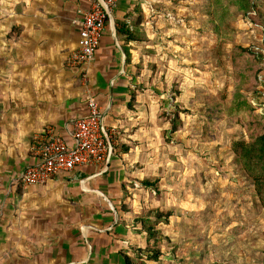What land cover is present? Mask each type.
<instances>
[{
    "label": "rangeland",
    "instance_id": "1",
    "mask_svg": "<svg viewBox=\"0 0 264 264\" xmlns=\"http://www.w3.org/2000/svg\"><path fill=\"white\" fill-rule=\"evenodd\" d=\"M138 2L133 19L143 20L124 65L133 127L115 130L113 145L131 151L113 167L118 198L102 202L128 225L122 249L135 264H264V210L231 154L263 132L254 114L264 122V71L251 91L264 68V0ZM250 157L261 172L264 161ZM157 211L172 216L156 226L161 254L151 261L135 221Z\"/></svg>",
    "mask_w": 264,
    "mask_h": 264
},
{
    "label": "crops",
    "instance_id": "2",
    "mask_svg": "<svg viewBox=\"0 0 264 264\" xmlns=\"http://www.w3.org/2000/svg\"><path fill=\"white\" fill-rule=\"evenodd\" d=\"M93 1L0 0V264H123L120 253L129 255L122 249L128 225L102 203L118 198L113 167L126 155H111L105 168L76 169L34 187L21 184L37 138L52 129L69 141L71 121L87 114L85 90L110 133L133 127L126 55L114 20L132 13L138 0L113 7L85 67V85L80 70L67 65L79 40L75 22Z\"/></svg>",
    "mask_w": 264,
    "mask_h": 264
},
{
    "label": "built area",
    "instance_id": "3",
    "mask_svg": "<svg viewBox=\"0 0 264 264\" xmlns=\"http://www.w3.org/2000/svg\"><path fill=\"white\" fill-rule=\"evenodd\" d=\"M122 0H94L88 11L81 13L77 49L67 65L80 70L82 83H87L85 67L91 63L104 35L111 11ZM86 89V86H85ZM86 91L87 114L71 121L69 141L49 129L31 146L32 163L23 171L24 188L42 185L56 176L84 167L106 166L113 151L115 133L105 127L104 114L93 95Z\"/></svg>",
    "mask_w": 264,
    "mask_h": 264
},
{
    "label": "trees",
    "instance_id": "4",
    "mask_svg": "<svg viewBox=\"0 0 264 264\" xmlns=\"http://www.w3.org/2000/svg\"><path fill=\"white\" fill-rule=\"evenodd\" d=\"M140 8L139 5L133 8L132 13L127 14L124 16L123 20H114V26H115V32H116V37L119 42H121L123 51L126 55V65L130 63V49L128 45L130 43L136 42L137 38L134 35L135 30L137 29L136 27L139 26L142 23V16L140 19V16L138 17L139 19H132L133 18V13L138 14ZM129 20V23L126 21ZM108 24V23H107ZM246 52H249L250 50L248 49H243ZM251 56L253 57L254 61H259L257 59L255 53L252 51L250 52ZM264 71V68L257 67L254 75V87L252 88L251 92L257 93V87L259 85V78L260 75ZM135 103V93L134 92H129V101L127 103V108L131 109L132 105ZM247 105L248 107L252 109V105L247 100ZM249 109V110H250ZM254 111V110H253ZM252 111V112H253ZM254 117L257 122H261L262 127H263V132L260 133L259 135H256L257 137L255 138V141L252 142L251 145H244L241 144L239 145V149H234L231 154H233V163L236 165V171H239L242 175L241 176H246L248 179V182L251 184L252 188V200H253V206L260 209L264 210V169L256 173V169L254 170V167H256V161L252 160V157L250 155L254 156L256 159L264 161V122L261 119V116H257L254 114ZM263 122V123H262ZM105 127L107 128L106 124ZM176 130V126L172 125V131L174 132ZM120 147V149H118ZM129 152V147L126 145H120V146H113V151L112 155L117 158H121L122 156L126 155ZM243 162V163H242ZM264 163V162H263ZM249 167V169L246 168ZM143 186L145 187H154V184L151 183L149 180H145L143 182ZM123 196V195H122ZM118 210V209H117ZM119 211V210H118ZM121 213H128V209L126 207L120 208ZM172 216L171 211H166V212H161L157 211L154 221H152L149 217L142 218L140 220L135 221V225L139 223L141 229L140 232L141 234H145V243L146 247L150 248V256L148 257V260L151 261H157L160 258V251L156 248V244L158 239H160L159 232L156 230V226L160 223L168 224V219ZM119 224H123L124 222L121 220L119 221ZM151 242H154L153 245ZM151 244V245H150ZM139 252V250H138ZM122 257V262L123 264H135L134 258L127 255L120 253Z\"/></svg>",
    "mask_w": 264,
    "mask_h": 264
}]
</instances>
